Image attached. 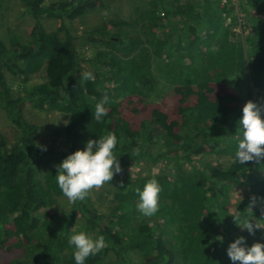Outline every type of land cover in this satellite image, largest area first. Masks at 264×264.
Here are the masks:
<instances>
[{
	"label": "trees",
	"instance_id": "trees-1",
	"mask_svg": "<svg viewBox=\"0 0 264 264\" xmlns=\"http://www.w3.org/2000/svg\"><path fill=\"white\" fill-rule=\"evenodd\" d=\"M46 1L22 0L35 19L29 42L12 36L6 44L0 38V109L17 134L10 144L0 133V251L14 254L6 264H74L68 238L81 230L105 239V247L86 264H226L220 257L229 259L226 249L233 232L250 217L259 227L264 217L248 213L250 198L237 204L234 214L223 204H230L236 187L264 198V159L244 165L234 160L239 115L214 96L208 95V101L197 95L203 105L179 112L177 121L146 100L162 94L159 86L200 93L203 86L215 93L231 90L235 99L264 102V0H247L254 11L248 48L231 42L222 17L233 10L222 7L220 0H127L132 6L129 16L117 8L83 34H74L75 20L84 23L88 14L106 8L107 0H60L51 7ZM44 18L59 25L50 31ZM241 28L244 32L249 27L241 23ZM156 29L168 30L158 35ZM79 43L90 57L78 50ZM53 66L64 69L62 84L28 85ZM89 73L92 79L86 78ZM8 74L18 82L11 83ZM105 95L109 116L120 118L118 127L114 118L104 126L93 119L95 104ZM26 106L66 117V123L50 131L46 151L37 147L42 127L27 119ZM144 106L150 109L149 117L141 115L133 126L121 125V115ZM157 114L174 123V135L156 122ZM109 130L117 138L118 174H124L126 185L110 189L104 197V192L98 194L100 203L109 204L103 213L90 193L86 201L68 202L54 176L55 166L67 155ZM208 151L232 161L207 173L196 159ZM160 160L175 161L176 167L184 164L169 177L154 173ZM131 164H145V176L134 179L128 172ZM185 164L189 169L182 168ZM153 178L161 187L159 208L145 217L136 208V189ZM251 239L264 243V230L257 228Z\"/></svg>",
	"mask_w": 264,
	"mask_h": 264
},
{
	"label": "rangeland",
	"instance_id": "rangeland-1",
	"mask_svg": "<svg viewBox=\"0 0 264 264\" xmlns=\"http://www.w3.org/2000/svg\"><path fill=\"white\" fill-rule=\"evenodd\" d=\"M60 0H47L45 3V6L51 7L52 4L55 2H58ZM109 2V0H107ZM106 2V8L99 7V10H96L86 16L85 22L82 23L80 20H75L73 24V30L75 31L74 34H83L84 32L88 31L91 27L98 26L103 21V16H113L115 9H120L121 15L123 16H129L131 12V5L128 3L127 0H115L112 3ZM238 2V7H235V4ZM240 3H242L240 5ZM202 4V3H200ZM223 5H226L227 9H232V13H226L222 18L225 20L224 26L227 29V31H231V42H241L242 46H246L247 39L253 34V31L251 27L252 25V19L254 11L249 6L247 0H223ZM99 6V3L97 4ZM240 5V6H239ZM222 8V7H221ZM162 19V23H167V18L164 16L163 13L160 14V17ZM181 18H175V21H180ZM46 28L50 31H53L57 28L59 25V21L55 19H47L44 18L42 21ZM35 23V19L29 15L22 4V0H0V38L3 39V41L8 44V40L12 36H17L22 40V42H29L31 40V36L33 33V26ZM241 23L245 24L249 27L246 31H242ZM111 29V28H110ZM163 32H167L168 29H162ZM156 34L162 35L163 32H161L159 29H156ZM234 31V32H233ZM186 33H188V30H186ZM145 39V37H143ZM78 50L83 53V55H86L90 57V55L85 52V48L83 47L82 43H79ZM69 61L72 60V57L68 55ZM162 60V58H161ZM87 70L89 69L88 66H84ZM62 67L53 66L50 73L43 72L40 76H34L30 82L29 86H33L40 83H49L52 85H60L62 84V77L64 75ZM8 79L11 81V83H17L18 80L12 78L10 74L7 75ZM162 78L163 75H160ZM162 81V79H161ZM168 86L167 82H162ZM161 83V84H162ZM162 89V94H156L157 98L146 100V102L149 103H155L157 104L156 107H159L164 112L167 111L165 114L169 117L170 121H177L180 114L184 113L185 111L189 110L188 108L193 107H201L203 105L204 100H208V95L214 96V101L224 102L225 107L229 109V111L232 109V113H236V115H239V118L242 116V108L247 103L245 100L242 99H235L231 97V93H233L231 90H226L225 88L219 89L216 93L214 90H210L207 87H201L200 89L203 90V93L196 92L193 89H189L187 92L183 89H174L173 87H170L169 89H166L164 86H159V88ZM221 90V91H220ZM206 93V94H204ZM197 95H200L204 98V100L200 103ZM209 101V100H208ZM208 104H211L210 102ZM212 106V105H211ZM213 107V106H212ZM108 109V108H107ZM133 111L128 116L121 117V125H124V123H128L131 126L136 125V118L140 117L141 115H144L145 117H149L150 109L147 106H144L142 109H137L136 107H131L130 109ZM214 111V109L212 108ZM162 111V112H163ZM180 112V114H179ZM129 113V112H128ZM26 117L29 121L39 125L42 127L41 134L38 139V145L45 146L46 149L51 145L52 142V136L50 135V131L53 128L61 127L64 123H66V117L61 115L58 112L55 111H45V112H39L36 110H33L31 107L26 106L25 109ZM111 110L107 112V115L103 118L102 122H100V125H105L107 122V119L114 118L116 127H118L120 123V118L113 117ZM131 116V118H130ZM166 117V116H165ZM164 115L157 114L156 115V122L161 125L163 129L166 131H169L170 134L174 135V123L167 122L165 120ZM131 121V122H129ZM0 133L3 134L8 142L10 144H13L17 139L16 130L14 129V126L11 124V122L8 120L6 114L0 109ZM57 145H62L60 141ZM55 149H61V147L57 146ZM197 166L201 169L206 171L207 173H210L211 169L213 168H225L229 163H231L232 158L230 156H217L213 154L212 152L208 151L204 153L201 157L197 158ZM145 163V162H144ZM175 161L168 163L166 160H160L155 167H153V171L155 174H161V172L169 177L174 176L179 171V166L183 164H177V167L175 166ZM182 168L189 169L188 165L185 164ZM144 171V172H143ZM148 171V167L145 164L140 165H133L131 164L128 167V172L132 174L134 179H138L140 176H145V173ZM125 176L123 173L118 174V178L116 180H113L112 182L106 183L99 188H95L90 191V199L92 202L95 200L98 201L99 204H94L96 207L101 208V211L104 213L105 211L109 210V204H106L107 202H102L98 200V194L102 193L103 197L108 194V191L114 188H119L118 185H122L124 187L125 184ZM251 197H256L257 199L254 202V206L248 210V213L256 214L257 216L264 217V208H262L264 201L259 204L258 199L261 198L260 195H256L249 191V189L246 187H236L231 194L229 198V203H224V207L228 209V211L232 214H234L237 210L236 205L245 202L247 199ZM85 199H88L86 197ZM86 201V200H84ZM88 201V200H87ZM257 209H260V212H257ZM250 220V223H252L255 226V223H257V219L250 217L248 218ZM246 220V221H248ZM243 221V220H241ZM245 222L243 221L241 225L238 227H243ZM257 225V224H256ZM260 229L264 230V224L259 223ZM257 228L254 227V232ZM240 231H243L242 228H240ZM244 231H247L246 229ZM235 233L234 236L238 235V232ZM249 234V232L247 231ZM250 235V234H249ZM251 236H254V233L251 234ZM10 239V238H9ZM256 242L258 239H255ZM248 244V243H247ZM3 245V244H2ZM252 245V244H251ZM250 243L248 246H251ZM14 254L8 253L6 251H0V264H6L9 259ZM133 255V261L137 259L135 254ZM221 261H223L226 264H231L229 259L226 258L225 255H221L220 257Z\"/></svg>",
	"mask_w": 264,
	"mask_h": 264
},
{
	"label": "clouds",
	"instance_id": "clouds-1",
	"mask_svg": "<svg viewBox=\"0 0 264 264\" xmlns=\"http://www.w3.org/2000/svg\"><path fill=\"white\" fill-rule=\"evenodd\" d=\"M220 2L222 7H226L222 4V0ZM86 78L92 79V74H87ZM108 101L109 98L105 95L95 104L94 114L91 111L97 123L102 122L107 115L108 109L105 105ZM245 101L247 103L243 106L242 116L238 121L237 132L240 133V139L233 157L240 165L264 159V102L258 98ZM116 145L117 138L109 130L105 135L88 139L82 150L67 155L55 166L56 184L68 202L84 200L91 190L111 182L114 175L121 171L114 153ZM37 147L41 151L47 150L45 146L37 145ZM261 174L264 176L263 171ZM160 192L161 187L154 178L149 179L142 189H136L138 195L136 208L143 216H152L158 211ZM256 199V197L250 198L249 208L254 206ZM254 227L260 228L256 223L254 226L248 220L240 228L246 229L251 235L254 233ZM216 240L222 238L216 237ZM68 244L74 249L72 254L74 264H86L91 256H95L105 247V239L103 236L94 238L91 233L81 230L69 236ZM226 254L232 264H264V243L256 242L248 246L245 237L241 236L229 244Z\"/></svg>",
	"mask_w": 264,
	"mask_h": 264
},
{
	"label": "crops",
	"instance_id": "crops-1",
	"mask_svg": "<svg viewBox=\"0 0 264 264\" xmlns=\"http://www.w3.org/2000/svg\"><path fill=\"white\" fill-rule=\"evenodd\" d=\"M236 210V209H235ZM245 229H243V231H240V228L239 230L237 231L238 232V235L237 236H232V239H231V242H234V240L238 237H245L246 239V242L250 245L253 244V243H256V240H252L251 238H253L254 236H251L247 233V231H244Z\"/></svg>",
	"mask_w": 264,
	"mask_h": 264
},
{
	"label": "built area",
	"instance_id": "built-area-1",
	"mask_svg": "<svg viewBox=\"0 0 264 264\" xmlns=\"http://www.w3.org/2000/svg\"><path fill=\"white\" fill-rule=\"evenodd\" d=\"M222 2H223V0H222ZM224 6H226V5H224ZM235 7H238V2H237V4H235Z\"/></svg>",
	"mask_w": 264,
	"mask_h": 264
}]
</instances>
